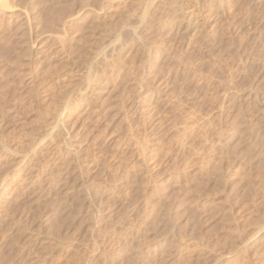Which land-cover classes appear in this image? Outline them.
I'll return each instance as SVG.
<instances>
[{
	"label": "rangeland",
	"instance_id": "obj_1",
	"mask_svg": "<svg viewBox=\"0 0 264 264\" xmlns=\"http://www.w3.org/2000/svg\"><path fill=\"white\" fill-rule=\"evenodd\" d=\"M1 1L0 264H264V0Z\"/></svg>",
	"mask_w": 264,
	"mask_h": 264
},
{
	"label": "bare ground",
	"instance_id": "obj_2",
	"mask_svg": "<svg viewBox=\"0 0 264 264\" xmlns=\"http://www.w3.org/2000/svg\"><path fill=\"white\" fill-rule=\"evenodd\" d=\"M1 3H3V1H1L0 2V5H1ZM2 6V5H1ZM179 179V178H178ZM179 181V180H178ZM181 181V180H180ZM179 191V190H178ZM189 192V191H188ZM185 193V192H184ZM176 193H174V195H175ZM177 195V194H176ZM180 195V194H179ZM176 198V197H175ZM3 206V205H2Z\"/></svg>",
	"mask_w": 264,
	"mask_h": 264
}]
</instances>
